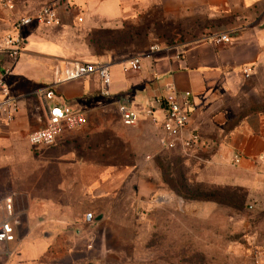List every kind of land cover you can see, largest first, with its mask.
<instances>
[{"label":"crops","instance_id":"obj_1","mask_svg":"<svg viewBox=\"0 0 264 264\" xmlns=\"http://www.w3.org/2000/svg\"><path fill=\"white\" fill-rule=\"evenodd\" d=\"M4 1L0 38L20 16L55 0H11L12 10ZM57 1L60 24L26 26L24 48L6 77L18 111L10 122L0 114V200L13 196L21 227L16 242L0 245V253L14 251L0 263L120 264L132 229L111 219L115 195L131 182L144 203L168 193L157 164L167 153L159 136L168 97L189 99L190 123L206 143L194 159L211 182L249 190L264 185V110L234 121L243 88L264 82V0ZM214 34L230 40L216 45L208 38ZM153 44L160 49L151 52ZM136 56L141 69H124ZM73 62L108 64V93L96 74L57 82L55 70ZM5 63L0 54V69ZM250 66L253 74L245 78L242 70ZM45 87L85 121L65 129L54 146L35 148L28 135L46 125L37 93ZM120 103L140 113L135 125L123 124ZM150 109L157 123L147 116ZM32 148L49 155L37 161L43 181L13 188L9 168L25 166ZM88 212L95 216L90 225Z\"/></svg>","mask_w":264,"mask_h":264},{"label":"rangeland","instance_id":"obj_2","mask_svg":"<svg viewBox=\"0 0 264 264\" xmlns=\"http://www.w3.org/2000/svg\"><path fill=\"white\" fill-rule=\"evenodd\" d=\"M243 90L245 95L235 103L236 122L250 111L264 110V82ZM167 152L157 157L167 195L144 203L131 182L112 200L111 219L132 229L120 264H263L253 253L264 252V185L249 190L213 183L195 156ZM47 157L32 148L25 166L9 168L13 188L42 182L37 178L42 169L36 166Z\"/></svg>","mask_w":264,"mask_h":264},{"label":"built area","instance_id":"obj_3","mask_svg":"<svg viewBox=\"0 0 264 264\" xmlns=\"http://www.w3.org/2000/svg\"><path fill=\"white\" fill-rule=\"evenodd\" d=\"M4 3L7 8L11 10L14 8L11 0H5ZM58 3L59 1L55 0L44 4L37 10L20 16L15 20L12 31L0 38V54H4L8 60V63L3 64L0 69V114H3L4 119L8 122L14 119L18 111V100L6 93V77L11 71V64L20 57L24 48L22 31L32 23L59 25ZM208 38L216 45L230 40L227 34H214ZM159 49L160 47L156 44L150 47L151 52H156ZM123 66L126 70H140L141 56L132 58ZM253 70L251 66L246 67L242 70V74L245 78H249L253 74ZM54 73L56 75V81L59 83L79 80L86 76L96 74L103 85V94L108 93L106 86L110 82L111 74L109 65L106 63L73 62L66 64L61 69H56ZM37 93L43 99L47 109V119L45 127L28 135V141L32 147L54 146L65 129H77L84 124L85 118L82 112L74 110L68 104L57 103V97L52 87L40 88L37 90ZM162 104L164 118L160 122V146L165 150L177 149L187 157L195 156L206 143L199 131L193 128L190 123L193 109L189 99L180 100L177 96L168 97ZM118 112L123 124L126 126L135 125L140 117V113L137 110L122 103L118 106ZM146 114L155 123L158 122L151 109ZM233 162L238 164L240 158L236 157ZM84 218L85 222L90 225L93 223L95 216L92 212H88ZM19 227H21L20 214L15 209L13 196H7L0 200V245L16 242ZM13 254L14 251L5 249L0 253V256L9 259ZM253 256L255 260L264 264L263 251L255 250ZM17 264H22V262H18Z\"/></svg>","mask_w":264,"mask_h":264},{"label":"trees","instance_id":"obj_4","mask_svg":"<svg viewBox=\"0 0 264 264\" xmlns=\"http://www.w3.org/2000/svg\"><path fill=\"white\" fill-rule=\"evenodd\" d=\"M164 150H165V149H164ZM165 151H166V152H167V151H169V152H170V151H176V152H179V153H180V151H179V150H177V149H171V150H165ZM167 153H168V152H167ZM157 164H158V166H159V163H158V161H157Z\"/></svg>","mask_w":264,"mask_h":264}]
</instances>
